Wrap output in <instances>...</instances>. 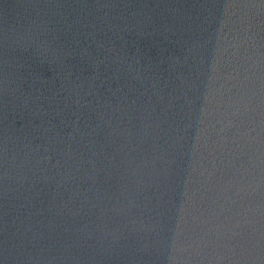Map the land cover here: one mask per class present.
<instances>
[{
  "label": "water",
  "instance_id": "water-1",
  "mask_svg": "<svg viewBox=\"0 0 264 264\" xmlns=\"http://www.w3.org/2000/svg\"><path fill=\"white\" fill-rule=\"evenodd\" d=\"M0 264H264V0H0Z\"/></svg>",
  "mask_w": 264,
  "mask_h": 264
}]
</instances>
